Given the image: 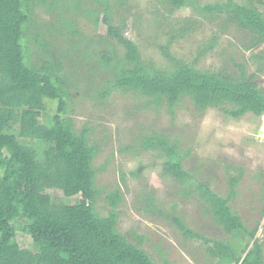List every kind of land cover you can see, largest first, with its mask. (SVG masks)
Wrapping results in <instances>:
<instances>
[{
	"label": "rangeland",
	"instance_id": "374dc122",
	"mask_svg": "<svg viewBox=\"0 0 264 264\" xmlns=\"http://www.w3.org/2000/svg\"><path fill=\"white\" fill-rule=\"evenodd\" d=\"M67 1L74 3L62 9L35 3L24 42L30 64L39 66L49 58L50 70L65 80L69 95L64 114L72 119L76 132L89 129L88 142L98 147L93 161L95 184L102 190L95 201L97 213L108 215L111 206L106 196L120 189L117 229L133 243L142 237L140 247L155 264H218L217 258L209 256V244L203 238L185 237L173 215L200 235L229 240L244 257L239 233L228 234L216 223L197 189L198 183H205L226 197L229 175L242 170L229 205L249 229L257 228L264 258V115L234 118L219 108L202 112L188 96L170 109L166 102L133 89H114L99 97L113 79L114 63L125 54L108 34L104 21L108 12L111 23L139 46L145 64L170 70L190 64L235 78L253 75L263 91L264 43L254 44L250 31L232 21L226 11L205 10L209 4L224 5L229 0H195L179 9L167 0ZM233 1L264 13V3L258 0ZM79 40L83 43L76 46ZM162 46H168L171 57ZM85 48L91 49L90 56L82 53ZM103 52L116 61L104 64ZM56 112L57 101H47L41 123L50 124ZM18 129L15 122L13 130ZM152 136L177 144L192 179L181 181L164 173L165 155L142 145L144 138ZM20 140L39 152L48 146L32 138ZM48 192L57 203L77 202L65 199L59 190ZM18 241L21 247L31 246L26 234L19 233Z\"/></svg>",
	"mask_w": 264,
	"mask_h": 264
},
{
	"label": "trees",
	"instance_id": "16d2710c",
	"mask_svg": "<svg viewBox=\"0 0 264 264\" xmlns=\"http://www.w3.org/2000/svg\"><path fill=\"white\" fill-rule=\"evenodd\" d=\"M167 1L179 9L195 0ZM37 2L62 9L73 1L0 0V264H155L140 247L142 237L137 236L140 241L133 243L117 229V207L123 199L120 189L106 196L111 206L108 215L102 216L95 209L102 193L95 184L93 167L98 147L88 142L89 129L76 132L72 119L64 114L69 95L65 80L50 70L49 58L39 66L27 61L25 34ZM205 10L226 11L232 21L250 31L254 44L264 43V13L258 8L229 0L224 5L209 4ZM110 17L109 12L104 17L108 34L123 46L125 54L117 63L109 52L101 54L104 64L114 63V76L99 97H106L114 89H133L156 102H166L170 109L188 96L202 112L219 108L234 118L247 113L264 115V91L253 75L235 78L190 64H179L172 70L147 65L139 46L123 36ZM82 43L79 40L75 45ZM161 48L171 57L168 46ZM89 52V48L82 50L86 56ZM49 100L57 101V112L50 124L41 123ZM15 122L19 123L17 132L13 130ZM22 137L48 146L39 152L37 147L22 142ZM142 145L165 155V174L181 181L193 178L183 167L176 143L152 136L144 138ZM242 175V170L229 175L226 197L205 183H198L197 189L216 223L228 234L239 233L244 257L229 240L200 235L180 216H172L185 237L203 238L209 244V256L217 258L218 264H264L257 228L249 229L229 205ZM52 189L77 202L57 203L48 192ZM19 233L30 237V247L20 246Z\"/></svg>",
	"mask_w": 264,
	"mask_h": 264
},
{
	"label": "built area",
	"instance_id": "2783aa9c",
	"mask_svg": "<svg viewBox=\"0 0 264 264\" xmlns=\"http://www.w3.org/2000/svg\"><path fill=\"white\" fill-rule=\"evenodd\" d=\"M236 264V263H235ZM237 264H240V262L239 263H237Z\"/></svg>",
	"mask_w": 264,
	"mask_h": 264
},
{
	"label": "bare ground",
	"instance_id": "6f19581e",
	"mask_svg": "<svg viewBox=\"0 0 264 264\" xmlns=\"http://www.w3.org/2000/svg\"><path fill=\"white\" fill-rule=\"evenodd\" d=\"M264 131V130H263Z\"/></svg>",
	"mask_w": 264,
	"mask_h": 264
}]
</instances>
